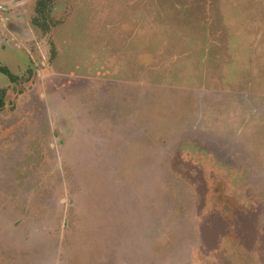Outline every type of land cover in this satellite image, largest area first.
Returning <instances> with one entry per match:
<instances>
[{
	"label": "rangeland",
	"instance_id": "rangeland-1",
	"mask_svg": "<svg viewBox=\"0 0 264 264\" xmlns=\"http://www.w3.org/2000/svg\"><path fill=\"white\" fill-rule=\"evenodd\" d=\"M0 0V264H264V0Z\"/></svg>",
	"mask_w": 264,
	"mask_h": 264
},
{
	"label": "trees",
	"instance_id": "trees-1",
	"mask_svg": "<svg viewBox=\"0 0 264 264\" xmlns=\"http://www.w3.org/2000/svg\"><path fill=\"white\" fill-rule=\"evenodd\" d=\"M55 0H37L35 5L36 14L32 17V24L40 31L48 33L51 29L58 25L59 21H56L52 17V11L54 8ZM0 72L9 77L11 82L17 81L18 75L13 74L7 66L0 65ZM6 89H0V110L4 107V97Z\"/></svg>",
	"mask_w": 264,
	"mask_h": 264
}]
</instances>
